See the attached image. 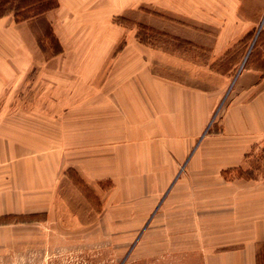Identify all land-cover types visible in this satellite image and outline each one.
Segmentation results:
<instances>
[{
	"label": "rangeland",
	"instance_id": "374dc122",
	"mask_svg": "<svg viewBox=\"0 0 264 264\" xmlns=\"http://www.w3.org/2000/svg\"><path fill=\"white\" fill-rule=\"evenodd\" d=\"M161 2L115 15L116 41L95 58L67 57L47 12L23 20L36 54L0 103V264H159L189 238V162L222 129L218 107L189 123V86L216 94L252 50L264 61V35L217 52V27ZM263 162L264 149L252 171L223 176L264 175Z\"/></svg>",
	"mask_w": 264,
	"mask_h": 264
},
{
	"label": "crops",
	"instance_id": "0c3cea01",
	"mask_svg": "<svg viewBox=\"0 0 264 264\" xmlns=\"http://www.w3.org/2000/svg\"><path fill=\"white\" fill-rule=\"evenodd\" d=\"M151 1L162 4V0H56L46 17L67 57L95 58L104 56L116 41L109 31L114 16ZM185 4L190 21L217 27V52L251 30L264 35L260 23L264 0H185ZM226 8L231 10L227 15ZM189 39L207 45L210 36L189 28ZM35 42L28 21H18L14 13L0 16V103L8 90H16L19 74L33 64ZM253 53L216 94L189 86V123L210 122L218 107L222 129L216 147H198L192 155L198 161L189 162L193 172L189 238L180 247L170 240L161 255L153 254L161 258L159 264H262L264 175L223 176L231 170L252 171L254 156L264 149V61L256 63ZM37 58L44 60L40 53ZM1 203L0 197V214Z\"/></svg>",
	"mask_w": 264,
	"mask_h": 264
},
{
	"label": "trees",
	"instance_id": "16d2710c",
	"mask_svg": "<svg viewBox=\"0 0 264 264\" xmlns=\"http://www.w3.org/2000/svg\"><path fill=\"white\" fill-rule=\"evenodd\" d=\"M43 3H45V7H43ZM39 5H43L41 11H38L40 8L37 9ZM56 5V0H0V16H3L7 11H10L15 13L16 19L18 21L30 20L36 16H44L48 10L55 7ZM31 10H36L33 15L29 14V11ZM50 29L52 30L51 26ZM262 246L259 249V259H261L262 256Z\"/></svg>",
	"mask_w": 264,
	"mask_h": 264
}]
</instances>
